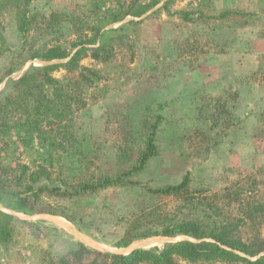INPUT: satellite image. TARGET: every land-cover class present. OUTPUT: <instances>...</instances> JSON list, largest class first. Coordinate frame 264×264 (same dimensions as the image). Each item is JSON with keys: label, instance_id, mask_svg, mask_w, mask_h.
Segmentation results:
<instances>
[{"label": "rangeland", "instance_id": "374dc122", "mask_svg": "<svg viewBox=\"0 0 264 264\" xmlns=\"http://www.w3.org/2000/svg\"><path fill=\"white\" fill-rule=\"evenodd\" d=\"M111 1L107 8L116 1L151 0ZM90 3L38 0L31 9L46 17L66 13L91 22ZM160 6L141 19L125 21L140 22L128 28L134 39L133 60L124 48L108 64L83 61L101 70L104 79L85 90L88 105L76 117L80 146L68 154L48 153L38 139L33 148H26L12 134L9 147L0 142V167L17 162L35 167L48 160L55 179L61 172L69 182L115 175L136 163L149 128L162 116L159 155L132 179L136 182L132 186L75 198L47 193L39 202L44 210L36 214L16 213L0 205L25 221L18 224L13 243L0 246V264H46L47 254L55 259L78 249L80 243L101 252L127 254L189 239L167 241L159 236L137 240L127 248L115 247L135 219L236 222L246 218L247 225L240 227L243 238H264V214L247 210L264 203V0H177L170 14L156 13ZM194 10L193 22L178 13ZM225 11L240 15L222 17ZM2 24L7 45L0 56V97L12 92L14 82L24 74L45 65L30 60L31 53L24 51L13 9L2 16ZM39 24L44 28L41 17ZM61 24L60 41L74 38L70 20ZM55 39L37 30L29 36L30 45L37 48ZM1 44L0 37V48ZM187 173L191 175L188 196L150 191L179 184ZM154 240L161 244H142Z\"/></svg>", "mask_w": 264, "mask_h": 264}, {"label": "trees", "instance_id": "16d2710c", "mask_svg": "<svg viewBox=\"0 0 264 264\" xmlns=\"http://www.w3.org/2000/svg\"><path fill=\"white\" fill-rule=\"evenodd\" d=\"M36 1L0 0V56L7 45L2 35V16L13 9L18 30L24 38V51L31 53L30 60L45 64L24 74L14 82L12 92L0 97V142L9 147L11 135L14 134L26 148H33L38 139L48 153L55 150L68 154L81 144L76 117L88 105L85 90L104 79L101 70L86 66L83 61L89 59L94 63L108 64L124 48L131 51L133 60L134 39L128 28L140 22L125 21L129 17L141 19L160 5L156 13L166 11L170 14V7L177 0L132 1L130 4L116 1L108 8L111 0H91V22L77 21L66 13L54 12L49 17L42 16L31 9ZM196 12L178 13L184 21L193 22L192 15ZM230 15L240 14L225 11L221 16ZM40 17L45 22L44 28L39 24ZM67 19L72 23L71 35L74 38L60 41L63 35L61 23ZM120 23L123 24L113 27ZM34 30L52 35L56 38L53 40L55 42H46L38 48L30 45L29 36ZM62 71L65 74L61 78L55 76V73ZM162 120L163 117L158 116L149 128L144 149L140 150L136 163L115 175L91 176L89 180L69 182L61 172L55 179L51 170L52 161L48 160L35 167L21 162L12 167H0V205L16 213L36 214L44 210L39 202L47 193L60 198H75L111 187L134 185L136 182L132 179L159 155L157 134ZM122 158L126 159L120 155L119 159ZM190 185L191 175L187 173L179 184L150 191L163 196H188ZM210 206L208 204L207 207ZM247 210L250 214H264V203L249 205ZM48 213L53 214L51 210ZM21 222L25 221L0 209V246L13 243L19 234L18 224ZM247 222L246 218L236 222L217 218L210 222L178 218H159L154 222L135 219L115 247L127 248L137 240L159 236L172 239L184 236L189 239L166 243L162 247L138 248L129 254L101 252L80 243L78 249L67 255L54 259L47 254L46 264H264V238L256 235L245 239L241 235L240 227L247 225Z\"/></svg>", "mask_w": 264, "mask_h": 264}, {"label": "bare ground", "instance_id": "6f19581e", "mask_svg": "<svg viewBox=\"0 0 264 264\" xmlns=\"http://www.w3.org/2000/svg\"><path fill=\"white\" fill-rule=\"evenodd\" d=\"M67 224L73 229V230H75L74 228H73V226H72V224H70L69 222H67ZM142 244L143 245H145V247L146 246H150L151 244H153V245H157V244H161L160 243V241L159 240H154V241H152V242H142ZM147 248V247H146Z\"/></svg>", "mask_w": 264, "mask_h": 264}, {"label": "water", "instance_id": "95a60500", "mask_svg": "<svg viewBox=\"0 0 264 264\" xmlns=\"http://www.w3.org/2000/svg\"><path fill=\"white\" fill-rule=\"evenodd\" d=\"M0 209H1V208H0ZM171 239H172V238H171ZM171 239H169V238L165 239V238H164V240H167V241H170ZM169 243H171V242H169ZM136 249H138V248H136ZM134 250H135V249H134ZM132 251H133V250H132ZM132 251H131V252H132ZM131 252H129V253H131ZM129 253H127V254H129Z\"/></svg>", "mask_w": 264, "mask_h": 264}]
</instances>
